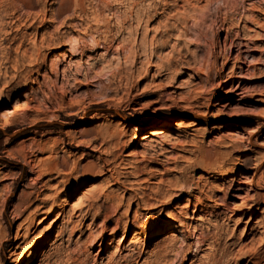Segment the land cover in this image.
<instances>
[{"label": "rangeland", "instance_id": "1", "mask_svg": "<svg viewBox=\"0 0 264 264\" xmlns=\"http://www.w3.org/2000/svg\"><path fill=\"white\" fill-rule=\"evenodd\" d=\"M67 5L0 0V264H264V0Z\"/></svg>", "mask_w": 264, "mask_h": 264}, {"label": "bare ground", "instance_id": "2", "mask_svg": "<svg viewBox=\"0 0 264 264\" xmlns=\"http://www.w3.org/2000/svg\"><path fill=\"white\" fill-rule=\"evenodd\" d=\"M20 1H23V0H20ZM25 2H26V6L28 7V8H35L37 5H41V7H42V0H24ZM116 1H118V0H116ZM121 1V0H120ZM64 2H66V3H68V5H67V8L68 9H70V8H73V9H78L79 11H83V13L85 12V8H84V3H85V0H64ZM165 4V3H164ZM166 4H167V1H166ZM63 5H64V3H61V6H60V9H61V7H63ZM132 7V6H131ZM71 10V9H70ZM158 15H156V17L157 16H160L161 14H162V12L163 11H161V10H158ZM82 13V12H81ZM81 15V14H80ZM248 18V17H247ZM254 18V17H253ZM81 19V18H80ZM100 19V18H99ZM252 20V19H251ZM33 22H35V21H33ZM104 22V21H103ZM106 22V21H105ZM110 22V21H109ZM122 24V23H121ZM75 27H77V26H79L78 24L77 25H75V24H73ZM65 26H69L68 25V22L67 21H64V22H62V27H65ZM71 26V25H70ZM82 26H84V25H82ZM84 28V27H83ZM89 28V27H88ZM88 28H86L85 27V30L86 31H88L87 29ZM125 28L126 27H124V25H121L119 28H118V30H117V32L119 33V32H122V31H124L125 30ZM91 29V28H90ZM237 29V28H236ZM84 30V29H83ZM129 34H131L132 32L131 31H129L128 32ZM53 35L54 34H50V36H51V38L53 37ZM238 36V35H237ZM229 37H230V32L228 31L227 32V35H226V38H225V41H227L228 39H229ZM240 37V36H239ZM107 40H109V38H106L105 39V41H107ZM148 42V41H147ZM67 44H69L70 46H71V49H73L74 50V56L73 57H82V52H80V53H78L77 51H79V50H77V49H79L80 48V40H79V38L78 37H76V36H74V34H72L71 33V37H70V39H69V43H67ZM94 44H97V45H99L100 44V41L98 40V39H95L94 40ZM142 44L145 46V42H142ZM193 50H194V48H192ZM130 51V50H129ZM40 52V51H39ZM38 52V56L36 57V62L38 63V61H39V56H41L40 55V53ZM129 53H133V51H130ZM190 53L192 54V55H196V53L194 52V51H190ZM125 54V53H124ZM126 56V55H125ZM127 57V56H126ZM41 58H43L42 56H41ZM45 59V58H44ZM43 59V60H44ZM249 60V66H253V68H254V70H256L257 69V65L259 64V62L260 61H258L257 59H256V57H251V58H249L248 59ZM35 62V63H36ZM61 64H63L62 62H61ZM81 66V65H80ZM1 70V69H0ZM190 76H193V74H191ZM28 107V102H27V100L23 97V98H19V99H17L13 104H12V106L11 107H8V108H6L3 112H2V116H6V117H8V116H12V115H14V114H16L17 112H19V111H21V110H23V109H26ZM171 121V120H170ZM160 122H156V124H158V125H160L159 124ZM148 137V136H147ZM142 135H140V134H136L135 135V137H134V140H133V144L134 145H137V144H141V141H142ZM165 138H168V136H165ZM150 148H155V142H158V140L156 139V138H154V139H151L150 141ZM250 142H252V141H250ZM146 145V144H145ZM148 146V145H147ZM147 149V148H146ZM149 149V148H148ZM150 150V149H149ZM148 150V151H149ZM143 152V155H146L147 154V152L146 151H142ZM141 152V153H142ZM147 156V155H146ZM103 169H105V167H103L102 168V170ZM86 171V170H85ZM91 173V172H90ZM255 180H256V176H252V177H249V179H248V181H247V184H249V185H255ZM251 189V188H250ZM247 191H250L249 189L247 190ZM257 192V191H256ZM261 194V193H260ZM260 194L259 193H256L255 195H251V196H253V198H256L257 199V197H259L260 196ZM102 197H105L106 199H107V195L106 194H103L102 196H101V198ZM121 205V204H120ZM119 205V206H120ZM171 215V213H167L166 215H165V217H162V219L161 220H165L166 219V217H169ZM47 218L48 217H44L40 222V224H42V223H44L45 222V220H47ZM165 230H167L166 229V226L165 225H163V224H159V223H155V224H152V225H149L148 227H147V235L150 237V238H153L155 235H156V233L157 232H161V231H165ZM136 234H138V233H135V235ZM107 245H110V243H108ZM34 258H35V254H33V253H27V254H25L24 255V257H23V260L20 262V264H30L33 260H34Z\"/></svg>", "mask_w": 264, "mask_h": 264}, {"label": "trees", "instance_id": "3", "mask_svg": "<svg viewBox=\"0 0 264 264\" xmlns=\"http://www.w3.org/2000/svg\"><path fill=\"white\" fill-rule=\"evenodd\" d=\"M2 132H3V131L0 129V135L2 134Z\"/></svg>", "mask_w": 264, "mask_h": 264}]
</instances>
